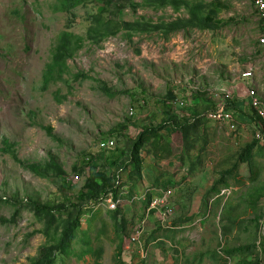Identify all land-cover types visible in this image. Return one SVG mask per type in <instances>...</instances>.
I'll use <instances>...</instances> for the list:
<instances>
[{
    "label": "rangeland",
    "instance_id": "obj_1",
    "mask_svg": "<svg viewBox=\"0 0 264 264\" xmlns=\"http://www.w3.org/2000/svg\"><path fill=\"white\" fill-rule=\"evenodd\" d=\"M263 36L255 0H0V264L43 262L67 229L52 264H264V144L208 115L233 106L213 92L247 63L264 82ZM170 92L179 178L148 211L141 168L119 165L166 132ZM100 177L116 190L93 198Z\"/></svg>",
    "mask_w": 264,
    "mask_h": 264
},
{
    "label": "crops",
    "instance_id": "obj_2",
    "mask_svg": "<svg viewBox=\"0 0 264 264\" xmlns=\"http://www.w3.org/2000/svg\"><path fill=\"white\" fill-rule=\"evenodd\" d=\"M253 62L247 63V65L252 64ZM254 64V63H253ZM246 65V66H247ZM258 65L256 66V72L254 77L249 79L245 78H240V75L238 74L237 76L230 78V79H224L221 83L228 85L231 91L236 92V99L232 100L233 102H237L241 104L244 108V111H237L236 109L233 111L236 112V118L241 122L242 125H247L250 123H253L256 119L255 113L253 111V108L250 106L249 101L246 97L247 90H248V85H255L259 88L260 93L264 96V82L260 84L261 82L259 81L258 78V72H257ZM170 97V95H169ZM168 97V98H169ZM179 98V97H178ZM170 100V98H169ZM171 101V100H170ZM222 101H226L225 99H221L220 103ZM175 102L171 101L169 102V105L171 109H174L176 113L179 115V107H175L174 105ZM253 126H248L242 127V134L237 137L234 136L226 139V140H239V141H249L251 137H254L253 134ZM142 130V129H141ZM166 132H159L157 134H151L147 135V141L148 144H150L149 151L146 152H141L140 157L142 159V182L144 185H146V192H152V194L155 193V191L160 190V185L162 183H169L171 182L172 176L169 178L168 173H170L173 170L172 163L174 160L178 162L180 159V154L181 153H175L174 148L176 147L175 145L178 146L176 140H174V134L171 132V130H165ZM252 132V134H251ZM168 167V168H167ZM168 169V173L166 170ZM178 179V176H173V179ZM163 185V184H162ZM140 193L141 190H138ZM157 196L154 194L152 198ZM151 198V199H152ZM150 199V198H149ZM147 206L145 202H142L138 204L136 207L138 209H141L143 206ZM142 206V207H141ZM127 212H131L133 210L132 207L127 206Z\"/></svg>",
    "mask_w": 264,
    "mask_h": 264
},
{
    "label": "built area",
    "instance_id": "obj_3",
    "mask_svg": "<svg viewBox=\"0 0 264 264\" xmlns=\"http://www.w3.org/2000/svg\"><path fill=\"white\" fill-rule=\"evenodd\" d=\"M256 6L259 12L264 16V0H255ZM262 43H264V36L261 38ZM254 63V62H253ZM249 64L245 66L244 69L239 70L240 78L249 79L254 77L256 72V65ZM215 96H220L221 99L229 100V99H236V92L231 91L228 85L220 84L217 86L216 90L213 92ZM246 97L249 101L250 106L256 113L257 120L253 123L242 125L240 121L237 120L235 112L228 108L220 107L218 111H211L209 113L210 119L214 121H219L228 126L229 130L235 135L240 136L242 134V127L253 126V135L254 138L264 144V96L260 93V90L255 85H248V90ZM225 101H222L223 103ZM183 103V102H182ZM219 103V105L221 104ZM132 115L134 116L135 113L132 111ZM114 145V142L109 143ZM173 195L172 189H167L163 191L161 194L155 196L147 208L148 211L152 209H159L161 207H167L170 197ZM108 203L111 209H118L119 206H122L121 203L124 202L122 198H116L113 194H110L108 197ZM143 221L137 226V237H133L132 242H136L138 240V236L141 233V227Z\"/></svg>",
    "mask_w": 264,
    "mask_h": 264
},
{
    "label": "trees",
    "instance_id": "obj_4",
    "mask_svg": "<svg viewBox=\"0 0 264 264\" xmlns=\"http://www.w3.org/2000/svg\"><path fill=\"white\" fill-rule=\"evenodd\" d=\"M202 24L204 26L210 25L209 22H204ZM169 98H170L171 101H173V102L176 103L175 104L176 107L177 106L179 107V106L182 105V103H180L181 105L179 103H177L178 97H177V94L175 92H170V97ZM229 101H230L231 105H233V106H229V109H231V110H233V109L235 110L236 109L237 111H244V108H243V106L241 104H239L237 102H233L230 99H229ZM168 103H169L168 101H167V103H164V105L167 104V105H165V108H164V111H165L164 114H165V116L167 118L166 120L163 121L164 124H166L164 126L165 130H167V126H169V124H171V123L174 124L178 120H180V119H178L179 117H178V114L176 113L175 110L168 109ZM216 107L217 106H215L213 108V110H211V111H218V110H220V108H216ZM211 111H209V113ZM191 120L192 119H190V118L182 120L179 123L178 128L179 129H185L186 128V124L190 123ZM161 131H163V130H161V128H158V129L157 128H151V129H148V130L144 131L143 136H145L146 134H148V135L157 134V133H159ZM133 143H135V146L133 145V148L130 147L128 149V152H126V154H127V157L126 158L127 159L122 162V165H119V169L121 171H123L125 168L129 167L130 165H132L133 167H136V168H134V171L135 172L138 171L140 168H141L140 171L142 170V162L143 161H142V159H139L138 157H136L137 156L136 153H138L139 155L141 154V150L142 149L139 150V147H142L143 146V141H142V139L140 137L139 139H136L135 141H133ZM135 151H136V153H135ZM126 170H128V169H126ZM141 175H142V171H141ZM100 180L102 181V184H96L95 185L94 188L97 187V189H95L96 191H95V195H94L93 198H98V196H100L102 194L106 195V194H108L110 192H114L116 190V185L115 184L109 183V181L107 179H105V178L103 179V178L100 177ZM117 198H119V196H117ZM151 200L152 199L150 197V199L148 201V207L151 204ZM32 203L34 204V209H35V211L38 214H45L46 215V218H49V219L52 218V220H54L55 214H57V213H63V212H67L68 211V205L63 204V203L54 204V205H51V204H37L35 202H32ZM70 232L71 231H69V229H67L66 231H64L63 236H62L63 237L62 238V242L59 245V247H51V248H49V249L46 250L47 255L44 257L43 262H41L42 264H52L53 263V261H52L53 259H50V256L54 253L55 250H57L60 247H62V245H63L64 242H66V241L69 240V238H70L69 236L71 234ZM41 263H39V264H41Z\"/></svg>",
    "mask_w": 264,
    "mask_h": 264
},
{
    "label": "clouds",
    "instance_id": "obj_5",
    "mask_svg": "<svg viewBox=\"0 0 264 264\" xmlns=\"http://www.w3.org/2000/svg\"><path fill=\"white\" fill-rule=\"evenodd\" d=\"M254 111V110H253ZM254 113H255V111H254ZM209 115V114H208ZM235 115H236V113H235ZM255 116H256V113H255ZM238 120V119H237ZM257 120V116H256V119H255V121ZM239 121V120H238ZM254 121V122H255ZM239 137V136H238ZM159 195V194H158ZM152 200H153V198H152ZM152 200H151V202H152Z\"/></svg>",
    "mask_w": 264,
    "mask_h": 264
},
{
    "label": "water",
    "instance_id": "obj_6",
    "mask_svg": "<svg viewBox=\"0 0 264 264\" xmlns=\"http://www.w3.org/2000/svg\"><path fill=\"white\" fill-rule=\"evenodd\" d=\"M263 231H264V225H263Z\"/></svg>",
    "mask_w": 264,
    "mask_h": 264
}]
</instances>
